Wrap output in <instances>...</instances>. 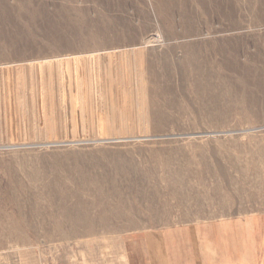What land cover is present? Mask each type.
<instances>
[{"label":"rangeland","instance_id":"obj_1","mask_svg":"<svg viewBox=\"0 0 264 264\" xmlns=\"http://www.w3.org/2000/svg\"><path fill=\"white\" fill-rule=\"evenodd\" d=\"M256 230L264 0H0V264H264Z\"/></svg>","mask_w":264,"mask_h":264},{"label":"bare ground","instance_id":"obj_2","mask_svg":"<svg viewBox=\"0 0 264 264\" xmlns=\"http://www.w3.org/2000/svg\"><path fill=\"white\" fill-rule=\"evenodd\" d=\"M158 3V2H157ZM160 6V5H159ZM158 6V7H159ZM194 52V51H193ZM191 61H192V59H190ZM204 61V60H203ZM195 62V61H194ZM189 63H191V62H188V64ZM192 63H193V61H192ZM200 63H201V61H200ZM194 64V63H193ZM198 64H199V62H198ZM201 64H203V63H201ZM200 64V65H201ZM197 65V64H196ZM185 67V66H184ZM207 68H205V69H202V68H200V66L199 67H197V66H195V64H194V66H192L191 67V69H190V74H192V75H194L195 77H197L196 79L198 80L197 82L199 83V82H208L210 79H212V78H214V80H215V78H218V76H219V74H217L215 71H213L211 68H208V66H206ZM211 67H213V66H211ZM187 69V68H186ZM188 70V69H187ZM190 76V75H189ZM190 78V77H189ZM191 78H192V76H191ZM194 78V77H193ZM195 79V80H196ZM219 79V78H218ZM194 79H193V81H195ZM213 80V79H212ZM217 80V79H216ZM216 83V82H215ZM191 84V83H190ZM194 84H195V82H194ZM208 84V83H207ZM217 84V83H216ZM215 84V85H216ZM220 84V83H219ZM193 85V84H192ZM192 85L190 86V87H192ZM199 85L201 86V84L199 83ZM203 85V84H202ZM194 86H196V85H194ZM212 86H214V85H212ZM219 86V85H218ZM198 87V86H197ZM196 87V88H197ZM205 87V86H204ZM207 87H209V86H207ZM217 87V86H216ZM193 89V88H192ZM209 89V88H208ZM211 89V88H210ZM194 90V89H193ZM211 93V92H210ZM192 94V93H191ZM223 96V97H222ZM216 97H218L217 99H216ZM211 98V97H210ZM206 99V98H205ZM211 100V102H213V103H216V104H219V105H221L222 103L224 104L225 102H228V101H230L229 100V96H227L226 94H224V95H213L212 94V98L210 99ZM222 101V103H221V101ZM232 101V100H231ZM230 101V102H231ZM212 103V104H213ZM225 106H226V104H225ZM236 106H238V105H236ZM215 108V107H214ZM238 108V107H237ZM233 111H236V107H233ZM238 111V110H237ZM236 111V112H237ZM225 112V111H224ZM228 113V112H227ZM225 114V113H224ZM238 114V113H237ZM109 196V195H108ZM118 196V195H117ZM112 198H113V196H112ZM80 204H81V202H80ZM83 204V203H82ZM81 204V205H82ZM84 207V206H83ZM82 208V207H81ZM81 208H75V209H72V210H70V213L68 214V216L70 217V219L73 221V220H75L76 222L74 223V222H72V223H74L73 225H76L77 224V226H80V227H82L83 229L84 228H88V229H90L91 227V222L89 223V221H86V217L85 216H83V215H85V210H84V212L82 211V209ZM85 209V208H84ZM68 210V209H67ZM67 210H65L66 212H67ZM113 210V209H112ZM65 212V213H66ZM88 212V211H87ZM86 212V213H87ZM113 212V211H112ZM117 213H120V212H117ZM104 214V213H103ZM113 214H115V213H113ZM63 216V215H62ZM87 216V215H86ZM105 216V215H104ZM121 216H122V214L121 215H119V217L118 218H121ZM67 217V216H66ZM117 217V216H116ZM87 218H88V216H87ZM64 219V218H63ZM65 219H67V218H65ZM89 219V218H88ZM103 219V218H102ZM105 219V218H104ZM71 220H70V222H71ZM115 220V219H114ZM64 221V220H63ZM67 221V220H66ZM90 221H92L91 219H90ZM120 221V220H119ZM93 224V223H92ZM73 227V226H72ZM87 230V229H86ZM60 231V230H59ZM89 231V230H88ZM80 232V230L79 229H77V228H74L73 227V229L70 231V233H79Z\"/></svg>","mask_w":264,"mask_h":264},{"label":"crops","instance_id":"obj_3","mask_svg":"<svg viewBox=\"0 0 264 264\" xmlns=\"http://www.w3.org/2000/svg\"><path fill=\"white\" fill-rule=\"evenodd\" d=\"M207 236H209V235H207ZM183 237L185 239V236H183ZM231 237L232 236L230 235V237L226 239V243L224 245L225 251L223 254H224L226 261L234 262V261H236L238 252L236 249L237 245H236L235 236H233L232 238ZM258 237H260V239L262 241L261 244L264 245V243H263L264 242V230L249 231V232L245 233L246 248H248V250L246 249L245 252L241 255L243 261L248 262V263L252 262V260H253L252 256L254 254L257 255L258 254L257 251H259V250H261L260 251V257L264 254V251H263L264 246L261 245V247H260V244H257V242H256L257 241L256 238H258ZM187 239L188 238H186L187 245H189V243H192L191 241H189V239L188 240ZM188 254L190 255V252H188ZM260 262L262 264V262H263L262 257H261Z\"/></svg>","mask_w":264,"mask_h":264}]
</instances>
